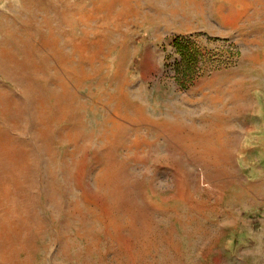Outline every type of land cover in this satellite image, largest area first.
<instances>
[{
  "label": "rangeland",
  "instance_id": "1",
  "mask_svg": "<svg viewBox=\"0 0 264 264\" xmlns=\"http://www.w3.org/2000/svg\"><path fill=\"white\" fill-rule=\"evenodd\" d=\"M0 264H264V0H0Z\"/></svg>",
  "mask_w": 264,
  "mask_h": 264
}]
</instances>
